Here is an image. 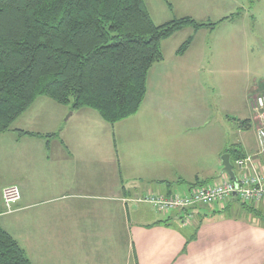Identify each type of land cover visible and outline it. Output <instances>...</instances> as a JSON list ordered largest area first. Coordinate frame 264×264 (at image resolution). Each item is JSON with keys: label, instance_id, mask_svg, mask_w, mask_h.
<instances>
[{"label": "crops", "instance_id": "1", "mask_svg": "<svg viewBox=\"0 0 264 264\" xmlns=\"http://www.w3.org/2000/svg\"><path fill=\"white\" fill-rule=\"evenodd\" d=\"M200 30H194L195 35L189 37L191 46L181 56L176 54L177 48L168 59L163 44L171 37L162 42L164 59L157 66L164 69H158L161 73L155 74L154 80L150 76L158 67L155 64L150 70L147 94L136 115L110 125L92 109L71 110L40 97L11 131L0 135V191L11 185L20 189L21 200L13 213L21 216L17 221L22 226L29 213L31 252L20 246L32 264L38 259L43 264L44 260L89 264L96 256H83L88 247L103 250L102 264H118L117 250L113 251L109 242L116 244L121 236L131 241L129 264H264V204L255 205L259 217L242 216L236 208L234 215H226L236 200L223 205V212L199 206L193 209V221L184 225L179 213L166 215L136 201L147 195L187 194L196 180L202 184L220 181L224 178L221 158L231 145H240L264 167V156L256 155L255 118L247 117L249 110L251 114L254 110L250 97L263 92L264 83L249 87L243 83L244 101L233 117L227 115L224 104L218 110L220 117L207 109L199 114L196 106L189 114L192 122L147 121L149 114L153 118L170 115L172 119L173 114L183 112V89L200 81L194 80L206 61L205 49L196 47ZM210 57L208 65L214 61L213 55ZM210 75L208 83L219 90L214 73ZM203 81L202 93L208 90ZM159 92L163 95L156 97ZM202 93L193 91L191 95L196 98ZM149 96L162 105L146 103ZM145 104L149 113L143 111ZM227 118L238 124L233 142L227 137ZM247 120L251 127L244 128L241 122ZM179 128L183 131L179 136L186 134L191 139H178ZM16 131L56 135L47 141L42 136L19 137ZM135 148L142 149L136 152ZM186 172L193 174L194 183L187 191L177 192L176 186L187 183ZM235 174L241 176L238 167ZM8 215L2 203L0 224L11 234L5 219Z\"/></svg>", "mask_w": 264, "mask_h": 264}, {"label": "trees", "instance_id": "2", "mask_svg": "<svg viewBox=\"0 0 264 264\" xmlns=\"http://www.w3.org/2000/svg\"><path fill=\"white\" fill-rule=\"evenodd\" d=\"M215 26L190 17L158 26L145 0H0V135L40 97L71 110L92 109L110 125L136 115L149 72L164 59L162 42L185 28ZM191 43L192 38L186 40L177 54H185ZM250 124L241 122L244 128ZM226 153L235 171L237 161L248 157L240 145ZM208 184L196 180L190 186ZM241 207L255 217L261 214L254 205ZM0 264H32L1 224Z\"/></svg>", "mask_w": 264, "mask_h": 264}, {"label": "rangeland", "instance_id": "3", "mask_svg": "<svg viewBox=\"0 0 264 264\" xmlns=\"http://www.w3.org/2000/svg\"><path fill=\"white\" fill-rule=\"evenodd\" d=\"M145 3L152 20L158 26L171 20L185 17H191L195 21L203 24H216L213 29L204 28L200 30L196 36V47H202L205 49L206 61L205 64L199 66L200 75L198 74L199 77L196 76L197 79L194 80L198 81L200 78V81L197 84L192 83L187 86L188 88L186 87L183 89L185 101H183L180 106V108L183 109V112L173 114L172 119L170 115H164V117L162 115H156L155 118H153L149 117L152 115L149 114L147 121L157 122L155 120L157 119L168 123L173 122L175 124L192 122L189 118V114L190 112L195 111L196 106L199 114L202 110L207 109L212 112L213 116L220 117L218 110L219 108L222 109L220 105L224 104L227 106L225 107L226 111H228L227 115L231 114L230 116L233 117L235 115L234 113L241 109V107L238 108V106L242 105V102L244 101L243 93L245 85H247L246 87H249L253 84L264 83V0H255L254 3H250V0H145ZM194 35V29L189 27L181 30L170 39L166 40L163 44L165 56L168 57V59L173 57L174 51L190 36L193 37ZM210 55H213L214 61L211 62V65H208L207 59L211 58ZM157 65L158 64L155 66L158 67L156 68L157 70L152 72L150 76L152 80H154L153 76L155 74L159 75V73H161L158 69L164 67ZM211 72L214 73L213 78L221 86L219 90L215 88L212 83H208V80L211 79H208L207 77H211ZM203 74L204 77L202 78ZM204 79L208 85V90L202 93L201 86L204 85ZM244 82L246 83L245 85L243 84ZM153 88L154 86L151 84V91L154 90ZM186 89L189 91L188 93ZM193 91L202 94H198L195 98L194 94L191 95V92ZM221 92H223V94ZM261 94H264V91L250 97L253 109L255 100ZM160 95H163V93L159 92V95L156 97H160ZM150 99L151 96H149L146 103L157 106L162 105L158 99H156V101L154 99L151 101ZM195 100H198L196 105ZM148 104H145L143 111L149 113L150 110L147 107ZM253 111L251 114L249 110L247 117H251L252 119L255 118L257 133V128L260 126L261 115L259 116L255 110ZM226 125L229 142H233L236 140L234 132L237 130L238 124L236 121L227 118ZM180 130L181 128L177 131L178 139H191L190 137H186V134L179 136V133L183 132H180ZM191 133H195V131ZM251 134L252 133L249 135ZM121 142L122 141H119V143ZM141 149L142 148H135V151L139 152ZM122 152L126 156L127 151L122 149ZM185 174L184 178L187 180V183L176 186L175 190L177 192L187 191L189 184L194 183L193 174L190 172H186ZM234 205L235 206H233L231 210L225 211L226 215H234L235 208L241 211L242 216L249 215L241 207L242 204L239 201H236ZM145 208L149 207L145 206ZM149 209L152 210L151 208ZM215 209L218 210L217 208ZM152 211L156 213L154 210ZM19 218H21V216H17V214L14 213L5 217L7 223L10 225L9 230H11V234L19 241L20 245L30 253L31 235L29 213L24 217L25 224H23V226L17 221ZM109 243L111 244L113 251L117 250L118 264H129L127 258L131 256V241H129L128 237L121 236L120 241L116 242V244L113 241ZM88 248L89 250H87V252H83V256L85 258L96 256V259H91L89 264H102L103 259H101L100 255H102L103 250L101 251L100 247L95 250L93 247ZM102 249H105L107 252L109 251L107 248ZM44 262L46 264H53L50 263V260H48V262L44 260ZM37 263L43 264L39 259L38 261L35 260V264Z\"/></svg>", "mask_w": 264, "mask_h": 264}, {"label": "built area", "instance_id": "4", "mask_svg": "<svg viewBox=\"0 0 264 264\" xmlns=\"http://www.w3.org/2000/svg\"><path fill=\"white\" fill-rule=\"evenodd\" d=\"M254 110L260 116V126L257 128L258 153L264 155V94L257 97L254 102ZM236 166L241 170V176L237 177L235 185L228 175L223 174L220 181L211 182L206 186L190 189L187 194H177L172 197L162 195H147L136 199L137 203L148 204L161 213L177 212L181 216L184 225L193 221V209L204 206L223 209V205L236 200L245 205L264 204V167L258 166L253 157L239 160ZM5 214L14 212L15 206L21 200L19 187L7 186L1 192ZM216 210V209H215Z\"/></svg>", "mask_w": 264, "mask_h": 264}, {"label": "water", "instance_id": "5", "mask_svg": "<svg viewBox=\"0 0 264 264\" xmlns=\"http://www.w3.org/2000/svg\"><path fill=\"white\" fill-rule=\"evenodd\" d=\"M222 174H226L228 175V177L230 178V180L237 185L238 184V180L235 174V171L233 169L232 163H231V158L230 155L226 154L223 155L222 158Z\"/></svg>", "mask_w": 264, "mask_h": 264}]
</instances>
